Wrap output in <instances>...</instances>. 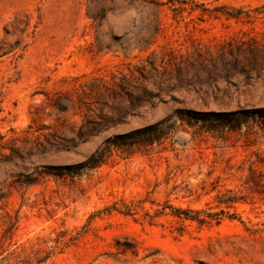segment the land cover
<instances>
[{
    "label": "rangeland",
    "instance_id": "rangeland-1",
    "mask_svg": "<svg viewBox=\"0 0 264 264\" xmlns=\"http://www.w3.org/2000/svg\"><path fill=\"white\" fill-rule=\"evenodd\" d=\"M257 46L264 0H0V264H264V128L199 130Z\"/></svg>",
    "mask_w": 264,
    "mask_h": 264
},
{
    "label": "trees",
    "instance_id": "trees-1",
    "mask_svg": "<svg viewBox=\"0 0 264 264\" xmlns=\"http://www.w3.org/2000/svg\"><path fill=\"white\" fill-rule=\"evenodd\" d=\"M249 52L251 55L252 61H260L261 66L264 67V54H260L262 51L260 48L257 47H251L249 48ZM235 60V59H234ZM255 62H253L254 64ZM261 67V68H262ZM183 110H179V108L176 110L177 115L182 112ZM188 111V110H187ZM205 116L201 117L200 119L202 121H206V119H211L212 122L206 125H201L199 130H202L205 127V131H218L222 135H225L227 132L231 130L241 129L242 126L248 125L249 122H253L257 124L260 128H264V106H238L233 109H225V108H219L216 110H209L205 112ZM199 118V117H198ZM190 123V122H188ZM162 125L161 122H159L157 125H148L143 128L135 129L129 133L124 134V136H118L112 138H108L105 141V147L103 148V151L100 152L98 157H95L96 155H92L88 165L89 166H96L103 162V156L105 155V152L108 150L110 145L119 146L121 143L125 142H118L117 139H123L125 137L129 138L128 144L131 145L133 143H153L160 141L161 138H163L169 130V128L172 126H168V128H162L160 127ZM251 174L248 178V181L253 182L254 190L258 193H264V172L257 170V169H251ZM256 174L257 177H254ZM195 216H191V219H195L198 222H209L204 217H199L200 214L204 213L206 217H209L213 219V216L216 214L205 212L203 210L196 211ZM214 219H218V216H214ZM261 224L264 226V221L261 222ZM1 246V245H0ZM3 251V250H2ZM3 252H0L2 254ZM3 259L6 257L3 256Z\"/></svg>",
    "mask_w": 264,
    "mask_h": 264
}]
</instances>
